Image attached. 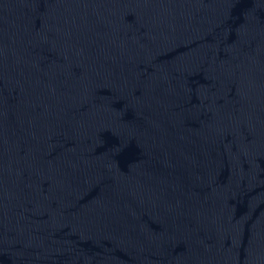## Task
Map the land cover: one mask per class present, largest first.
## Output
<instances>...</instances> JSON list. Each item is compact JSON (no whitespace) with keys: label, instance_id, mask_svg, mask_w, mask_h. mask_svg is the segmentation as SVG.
<instances>
[{"label":"water","instance_id":"1","mask_svg":"<svg viewBox=\"0 0 264 264\" xmlns=\"http://www.w3.org/2000/svg\"><path fill=\"white\" fill-rule=\"evenodd\" d=\"M0 264H264V0H0Z\"/></svg>","mask_w":264,"mask_h":264}]
</instances>
